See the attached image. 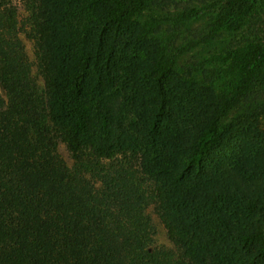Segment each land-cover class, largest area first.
<instances>
[{"label": "trees", "instance_id": "1", "mask_svg": "<svg viewBox=\"0 0 264 264\" xmlns=\"http://www.w3.org/2000/svg\"><path fill=\"white\" fill-rule=\"evenodd\" d=\"M148 1L32 0L43 94L0 0V264H264V133L240 158L221 126L264 95V0L182 11L217 19L172 57L137 21ZM225 28V92L201 83L177 104V57ZM150 207L173 259L150 250Z\"/></svg>", "mask_w": 264, "mask_h": 264}, {"label": "rangeland", "instance_id": "2", "mask_svg": "<svg viewBox=\"0 0 264 264\" xmlns=\"http://www.w3.org/2000/svg\"><path fill=\"white\" fill-rule=\"evenodd\" d=\"M212 1L214 0H184L174 4L172 0H149L137 21L148 32L147 36L163 49V53L172 57L190 43L206 37L212 31L217 19L216 14L210 13L183 22L181 21L182 11L198 9ZM4 2L6 8L15 13L19 29L17 37L24 48L31 75L40 92L44 94V82L38 69L36 56V36L32 22L33 2L32 0H4ZM230 36L231 34L225 28L214 40L198 45L177 57L175 71L171 78L176 96H179V89L200 87L201 83L212 86L215 94L225 92L224 79H215L216 74H214V71L220 69L223 63L215 62L213 58L224 55L226 49L231 47ZM1 94L5 97L3 90ZM250 97L239 103L221 122V126L229 134L227 148L229 152H232L230 155H237L240 158H245L241 151L247 150L252 145L256 137L255 132L264 133V95ZM176 103H184L183 98L180 96L176 98ZM57 152L66 166L72 169L74 164L72 154L60 139L57 142ZM231 159L229 165L232 167L241 160L236 159L235 156ZM146 214L149 218L150 250H163L173 259L177 253L176 249L169 240L156 210L150 207Z\"/></svg>", "mask_w": 264, "mask_h": 264}]
</instances>
